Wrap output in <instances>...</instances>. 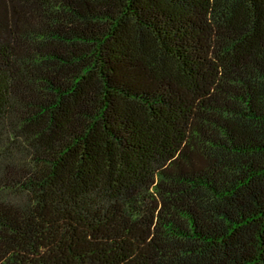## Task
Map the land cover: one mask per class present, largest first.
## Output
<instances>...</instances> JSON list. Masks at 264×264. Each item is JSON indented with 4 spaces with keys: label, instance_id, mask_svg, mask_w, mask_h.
I'll use <instances>...</instances> for the list:
<instances>
[{
    "label": "trees",
    "instance_id": "trees-1",
    "mask_svg": "<svg viewBox=\"0 0 264 264\" xmlns=\"http://www.w3.org/2000/svg\"><path fill=\"white\" fill-rule=\"evenodd\" d=\"M0 264H264V0H0Z\"/></svg>",
    "mask_w": 264,
    "mask_h": 264
}]
</instances>
